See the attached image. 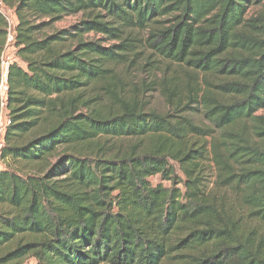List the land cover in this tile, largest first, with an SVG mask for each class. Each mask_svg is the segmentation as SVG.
Masks as SVG:
<instances>
[{
  "label": "trees",
  "instance_id": "obj_1",
  "mask_svg": "<svg viewBox=\"0 0 264 264\" xmlns=\"http://www.w3.org/2000/svg\"><path fill=\"white\" fill-rule=\"evenodd\" d=\"M1 1L0 264H264V0Z\"/></svg>",
  "mask_w": 264,
  "mask_h": 264
},
{
  "label": "built area",
  "instance_id": "obj_2",
  "mask_svg": "<svg viewBox=\"0 0 264 264\" xmlns=\"http://www.w3.org/2000/svg\"><path fill=\"white\" fill-rule=\"evenodd\" d=\"M0 16L6 23L4 44L0 52V166L2 164V150L5 145V134L7 128L11 125V116L8 108V75L13 63H19V59L11 55V50L15 48V28L17 26V17L10 9L5 8L0 0ZM16 49V48H15ZM2 167H0L1 169Z\"/></svg>",
  "mask_w": 264,
  "mask_h": 264
},
{
  "label": "rangeland",
  "instance_id": "obj_3",
  "mask_svg": "<svg viewBox=\"0 0 264 264\" xmlns=\"http://www.w3.org/2000/svg\"><path fill=\"white\" fill-rule=\"evenodd\" d=\"M6 8V7H5ZM260 9V7H255V8H252V12L253 11H258ZM79 20V16H68V17H64L63 19L57 21V22H54L53 24H51L50 26H48L47 28H44L42 31H40L39 33V37H42L43 35H48V34H51L55 31H58V30H61V29H65V28H68L70 27L71 25H73L74 23H76L77 21ZM42 21H46V20H39L37 23H40ZM89 38H99V36H96V35H93V34H90L89 35ZM11 55L14 56V59L16 58L17 59V55H16V49H12L11 50ZM20 64V62H19ZM151 102H152V106L159 109L160 111L164 110L165 107H164V104L162 103L161 99L159 98L158 94L157 93H153L151 96H149L148 98ZM259 114H263L264 115V111H261L259 112ZM8 163L7 162H3L2 161V164L0 167L4 168L7 165ZM171 165L173 166L174 170H175V174L177 175L178 178H180L181 180H183V175L178 167L177 164L175 163H171ZM209 181H212L213 177H212V174H209ZM150 183L152 186H156L158 184H161L163 185L164 187H169V183L166 182V181H162L160 176H155V177H152L150 179ZM211 183V182H210ZM180 188H182L180 186ZM24 264H34V261L31 259V258H27L25 263Z\"/></svg>",
  "mask_w": 264,
  "mask_h": 264
}]
</instances>
